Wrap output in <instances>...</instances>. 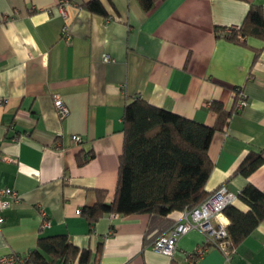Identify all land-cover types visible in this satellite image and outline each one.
Returning a JSON list of instances; mask_svg holds the SVG:
<instances>
[{
	"label": "crops",
	"instance_id": "crops-1",
	"mask_svg": "<svg viewBox=\"0 0 264 264\" xmlns=\"http://www.w3.org/2000/svg\"><path fill=\"white\" fill-rule=\"evenodd\" d=\"M88 1L0 0V189L20 197L1 213L0 257L65 235L95 264H185L204 241L199 231L178 239L173 259L152 249L182 213L104 214L92 223L82 210L114 201L125 105L145 101L212 127L210 103L230 111L239 88L247 104L211 140L205 191L224 186L238 195L252 184L264 193V165L227 182L250 152L264 149V42L250 38L246 48L226 37L264 0H163L147 14L136 0H101L107 18L81 8ZM56 96L68 109L64 119ZM197 264H264V220L229 260L210 247Z\"/></svg>",
	"mask_w": 264,
	"mask_h": 264
},
{
	"label": "trees",
	"instance_id": "trees-1",
	"mask_svg": "<svg viewBox=\"0 0 264 264\" xmlns=\"http://www.w3.org/2000/svg\"><path fill=\"white\" fill-rule=\"evenodd\" d=\"M160 1L163 0H136L144 14L151 12ZM81 8L107 18L101 0L88 1ZM222 30L217 29V32ZM226 37L246 48H249L247 40L250 38L264 42L263 8L251 4L241 25L231 29ZM235 94V104L228 112L221 103H210L209 108L216 115L212 127L195 123L145 101L133 100L125 105L114 201L111 205L97 202L94 207L83 209V215L92 223L104 214L123 217L137 214L166 216L172 212L183 213L202 203L213 193L205 191L213 169L208 155L209 146L214 134L223 132L229 119L239 114L240 110L236 107L238 95ZM85 162L86 159L77 158L78 166ZM263 165L264 149L250 152L227 182L235 176L248 178ZM236 200L248 210L244 212L235 207ZM235 201L223 211L228 221V248L234 251L264 220V193L247 184L236 195ZM102 246L98 244V253ZM29 261L32 264L88 263L90 251L73 246L65 235L40 237L36 248L29 254Z\"/></svg>",
	"mask_w": 264,
	"mask_h": 264
},
{
	"label": "built area",
	"instance_id": "built-area-1",
	"mask_svg": "<svg viewBox=\"0 0 264 264\" xmlns=\"http://www.w3.org/2000/svg\"><path fill=\"white\" fill-rule=\"evenodd\" d=\"M64 2V1H63ZM61 14L64 16L62 6H59ZM264 14V9H263ZM231 29L226 31L229 34ZM63 36L66 40L70 37L67 29L63 28ZM105 61H110L108 56L104 57ZM237 109L241 110L247 104V99L241 88L237 89ZM1 102V101H0ZM54 106L57 115L60 119H64L68 115V109L62 99L54 97ZM75 143L81 140L79 137H73ZM236 199V195L229 192L226 187L222 186L211 195H209L202 203L190 210H185L182 213L181 220L176 223L167 233L161 235L153 243L152 249L155 253L173 259L176 251V243L178 239L190 231L196 230L202 233L204 241L191 254L186 256L185 264H197L205 255L210 247L218 249L226 260H229L234 250L228 248L227 240V219L224 216V209L231 205ZM19 195L8 188L0 189V224L3 222L1 213L10 208L13 204L18 203ZM41 217V229L50 226L48 214L44 210L39 211ZM115 215V214H114ZM113 215V216H114ZM116 216V215H115ZM0 264H32L29 261V254L20 255L16 253H8L0 257ZM71 264H95L92 262L79 263L75 261Z\"/></svg>",
	"mask_w": 264,
	"mask_h": 264
}]
</instances>
